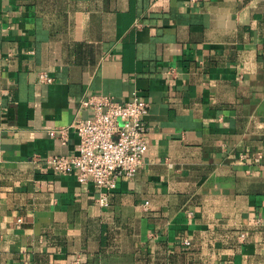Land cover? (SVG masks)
<instances>
[{
  "label": "crops",
  "instance_id": "crops-1",
  "mask_svg": "<svg viewBox=\"0 0 264 264\" xmlns=\"http://www.w3.org/2000/svg\"><path fill=\"white\" fill-rule=\"evenodd\" d=\"M95 94L150 103L107 207L45 163ZM0 264H264V0H0Z\"/></svg>",
  "mask_w": 264,
  "mask_h": 264
},
{
  "label": "built area",
  "instance_id": "built-area-1",
  "mask_svg": "<svg viewBox=\"0 0 264 264\" xmlns=\"http://www.w3.org/2000/svg\"><path fill=\"white\" fill-rule=\"evenodd\" d=\"M39 80L50 82L52 78L41 72ZM80 105L91 110L92 116L78 118L72 124L80 139L76 154L49 156L45 163L60 174L76 173L81 182L95 183L100 190L97 201L107 207L118 179H133L144 162L149 131L145 116L150 103L138 96L122 102L110 95L95 94ZM68 132L69 127H57L50 129L49 135L67 140Z\"/></svg>",
  "mask_w": 264,
  "mask_h": 264
}]
</instances>
